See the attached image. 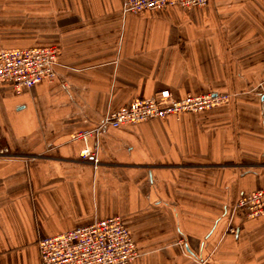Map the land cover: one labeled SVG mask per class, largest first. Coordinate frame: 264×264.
Instances as JSON below:
<instances>
[{
    "label": "crops",
    "instance_id": "1",
    "mask_svg": "<svg viewBox=\"0 0 264 264\" xmlns=\"http://www.w3.org/2000/svg\"><path fill=\"white\" fill-rule=\"evenodd\" d=\"M123 0H41L56 76L0 83V264H40L39 239L118 216L128 264H264V0L126 13ZM227 93L224 105L77 133L137 97ZM233 227L231 231L229 228Z\"/></svg>",
    "mask_w": 264,
    "mask_h": 264
},
{
    "label": "built area",
    "instance_id": "2",
    "mask_svg": "<svg viewBox=\"0 0 264 264\" xmlns=\"http://www.w3.org/2000/svg\"><path fill=\"white\" fill-rule=\"evenodd\" d=\"M208 0H123L126 13H141L169 6L204 7ZM58 49L55 45L0 49V83L8 82L15 91L28 89L45 79L56 76ZM162 97L169 96L162 91ZM227 94L207 93L180 99L168 97L161 106L155 98H139L109 112L92 130L79 132L85 145L79 155L97 164V147L86 142L104 127L117 128L140 121L164 117L177 112H198L226 103ZM243 218L264 213V188L242 194L235 206ZM231 231L233 227L229 228ZM40 264H128L139 252L134 240L118 216L97 219L89 224L39 239Z\"/></svg>",
    "mask_w": 264,
    "mask_h": 264
},
{
    "label": "rangeland",
    "instance_id": "3",
    "mask_svg": "<svg viewBox=\"0 0 264 264\" xmlns=\"http://www.w3.org/2000/svg\"><path fill=\"white\" fill-rule=\"evenodd\" d=\"M33 46H41V0H0V49L24 48V47H33ZM161 93L162 91L160 92L159 100L156 97H153L161 106H165L167 104L168 97H171L173 99H180V98H174L169 93V91H168L169 96L167 97H162ZM207 93H210V91L204 93L191 94L187 96H196ZM218 94H227V93H218ZM227 96L229 95L227 94ZM139 98H148V97H137L135 99H139ZM220 105H224V104H220ZM206 110H209V108ZM206 110H202L198 112H177V113L168 114L164 117L149 118L140 121L139 123L151 119L166 118L169 117L170 115L196 114ZM136 124H128V125H136ZM2 136L3 135H0V156H5L8 154V150L6 149L5 146H3V144H5V140ZM77 137H78V133H77Z\"/></svg>",
    "mask_w": 264,
    "mask_h": 264
},
{
    "label": "water",
    "instance_id": "4",
    "mask_svg": "<svg viewBox=\"0 0 264 264\" xmlns=\"http://www.w3.org/2000/svg\"><path fill=\"white\" fill-rule=\"evenodd\" d=\"M262 101H263V107H264V96L262 97Z\"/></svg>",
    "mask_w": 264,
    "mask_h": 264
}]
</instances>
